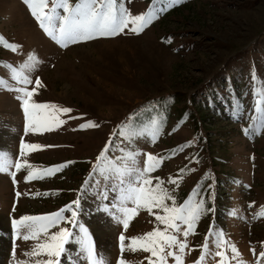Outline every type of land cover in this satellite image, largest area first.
<instances>
[{
	"label": "rangeland",
	"instance_id": "1",
	"mask_svg": "<svg viewBox=\"0 0 264 264\" xmlns=\"http://www.w3.org/2000/svg\"><path fill=\"white\" fill-rule=\"evenodd\" d=\"M150 5L161 7L160 0H125L133 15L146 12ZM0 35L21 45L17 54L0 46V78L14 84L4 64L18 66L31 51L40 63L28 87L35 86L36 76L41 80L33 100L72 109L59 114L62 125L25 134L16 93L0 86V150L13 161L0 173V264H15L13 243L17 260L30 259L23 253L35 243L22 237L13 241V218L54 212L77 199L92 162L116 126L134 114L132 123L143 127L159 112L166 114V122L158 139L155 143L138 139L135 146L142 153L165 157L151 175L175 189L177 203L198 187L195 199L203 197L210 209L188 237L192 250H186L185 264L200 255L199 245L210 225L236 245L239 259L258 264L264 250V130L250 135L243 130L264 114V0H182L139 35L122 33L66 49L42 32L23 0H0ZM254 90L261 101L259 111ZM165 100L167 107H159ZM236 103L242 104L238 118L231 110ZM154 104L158 107L149 112ZM89 120L99 126L79 127ZM22 138L51 146L22 158L32 169L71 163L53 175L25 182L27 166L19 171L14 167ZM113 139L127 145L123 138ZM143 159L141 155V166ZM9 171H16L15 184ZM170 176L180 177L178 187L167 183ZM95 191L83 195L79 218L93 236L97 256L116 264L121 232L131 237L150 231L154 217L141 210L124 230L97 210ZM147 255L127 248L124 252L127 264H147ZM227 255L231 257L230 251ZM217 259L207 257L205 264H216Z\"/></svg>",
	"mask_w": 264,
	"mask_h": 264
},
{
	"label": "snow or ice",
	"instance_id": "2",
	"mask_svg": "<svg viewBox=\"0 0 264 264\" xmlns=\"http://www.w3.org/2000/svg\"><path fill=\"white\" fill-rule=\"evenodd\" d=\"M23 3L42 32L60 48L66 49L70 45L112 38L122 33L131 32L139 35L163 12L179 5L182 0H160L161 7L150 5L146 12L135 15L125 6V0H23ZM0 46L14 54L19 53L21 49V45L8 41L2 35ZM39 63L36 54L30 51L18 66L12 63L4 64L10 71L14 84H8L6 80L0 78V86L16 93L15 99L20 102L24 113L25 134L50 131L54 126H60L65 122L59 118L60 113L72 112L69 107L33 100L37 88L41 86L40 78L35 77L34 87L28 86L33 84L31 73ZM253 96L254 107L259 111L261 101L255 99L257 96L255 90ZM157 107L154 104L149 112ZM159 107L166 108L167 101H162ZM231 110L238 118L242 115V104L232 105ZM133 118L134 114L130 115L128 122L117 125L109 135L108 141L92 162L91 171L81 184L77 199L54 212L21 215L12 219L14 242L20 237L25 241H35L32 248L23 253L30 259L20 260L16 259V245L13 243L11 255L15 264H65V261L68 264H80L81 261H85L86 264H110L103 257L97 256L93 236L79 218L81 199L92 189L96 190L94 198L98 201L97 210L105 213L118 225H122L124 230L129 228L130 221L141 210L154 217V227L150 231L131 237H126L124 232H121L118 238L121 256L117 258L116 264H127L124 258L125 248L132 253L137 251L147 253L148 255L144 257L147 264H169V258L172 264H185L186 250L188 252L192 250L189 248L188 237L195 234L199 219L210 209L205 207L203 197L195 199L199 195L198 187H194L192 193L182 203H177L173 195L175 189L165 187L164 180L151 175L160 167L165 157L142 153L135 146L138 139H147L148 142L155 143L161 131V124L166 122V114L159 112L151 116L143 127H137L132 123ZM256 119L253 117L254 121ZM258 119V123H252L243 130L246 135L264 130V114ZM98 126L91 120L79 125L81 129ZM114 137L123 138L127 145L121 146L114 141ZM42 147L51 146L27 143L23 138L20 141L14 167L19 171L27 166L25 182L53 175L71 163L65 162L47 169H32L29 162L22 158L27 153L41 150ZM177 147L183 151V145ZM141 155L144 157L142 166L139 162ZM12 165L10 155L0 150V173L8 171ZM16 171L8 172L12 176L13 184L16 183ZM183 171L184 169L180 170L181 173ZM179 181V176L175 178L170 176L167 183L178 187ZM20 195L21 193H16L17 199ZM62 224L65 226H61ZM52 229L57 230L51 231ZM199 249L200 255L192 264H205L206 258L210 256L218 258L216 264H230V260L235 261V264H246L239 259L240 253L236 245L225 238L222 230H215L212 225L209 226ZM229 251L231 257L227 255ZM250 251L255 254V249ZM258 264H264V250L259 252Z\"/></svg>",
	"mask_w": 264,
	"mask_h": 264
},
{
	"label": "bare ground",
	"instance_id": "3",
	"mask_svg": "<svg viewBox=\"0 0 264 264\" xmlns=\"http://www.w3.org/2000/svg\"><path fill=\"white\" fill-rule=\"evenodd\" d=\"M104 231V230H103Z\"/></svg>",
	"mask_w": 264,
	"mask_h": 264
}]
</instances>
